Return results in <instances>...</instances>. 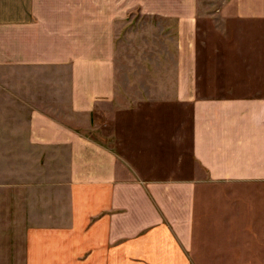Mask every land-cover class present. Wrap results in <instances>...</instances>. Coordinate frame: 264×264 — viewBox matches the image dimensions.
<instances>
[{"label":"crops","instance_id":"0c3cea01","mask_svg":"<svg viewBox=\"0 0 264 264\" xmlns=\"http://www.w3.org/2000/svg\"><path fill=\"white\" fill-rule=\"evenodd\" d=\"M0 4V68L18 74L0 75L1 84L33 89L34 77L19 69L66 66L73 115L93 119L108 104L124 122V137L106 145L49 117L30 90L2 94L0 109L2 99L17 100L25 113L10 144L24 264H197L194 248H215L220 228L245 226L248 241L264 240V0L204 12L229 20L215 28L200 25L197 0ZM139 18L150 26L136 28L146 21ZM213 31L220 41L206 39ZM128 36L162 45L161 72L130 75L124 86L116 53ZM214 80L219 95L199 94Z\"/></svg>","mask_w":264,"mask_h":264},{"label":"rangeland","instance_id":"374dc122","mask_svg":"<svg viewBox=\"0 0 264 264\" xmlns=\"http://www.w3.org/2000/svg\"><path fill=\"white\" fill-rule=\"evenodd\" d=\"M227 0H197L198 12L202 13L204 20L200 19V25L203 24L209 28H215L220 26H228L224 17L208 15L205 16L204 12H215L223 10L222 6ZM1 6V4H0ZM9 10V9H8ZM204 13V14H203ZM133 20L138 18V14L135 12L132 16ZM145 19V23L136 28H143L150 26L149 18H139L138 21ZM137 21V22H138ZM235 22V21H234ZM246 26V24H244ZM134 26V24H133ZM233 26H243L240 23L233 24ZM210 35L206 36L209 42L215 43L220 41V34L216 31L209 32ZM218 35V36H217ZM127 41L121 37L119 47L116 55V74L118 81L121 85L127 86L128 82L126 77L135 75L142 81L148 77L153 69H157V72H161V68L157 63V49L162 48V45H139L135 43L131 36L127 37ZM201 41V40H199ZM141 44V39L139 40ZM202 48H205L207 59L204 55V70L209 66V50L206 49L204 43ZM150 48H152L150 50ZM156 49V50H155ZM219 55V52L216 53ZM211 57V56H210ZM213 61L215 59L211 57ZM149 60L151 63H148ZM219 61V60H218ZM24 74H30L34 77L33 89L29 88L26 83L16 82V84L8 85V83H0V98L2 94L8 95V98H13L11 92H27L30 90L35 93V103L40 110H43L49 117H53L63 123H66L70 127H73L77 133L94 139L98 142L109 143L112 146L117 145L118 139L116 135L122 136V130L120 127L123 125V121L118 122L117 116L112 112L109 113V105L104 104L102 108L95 110V114L92 117H81L79 115H73L69 108V68L66 66H43L28 68L25 70L19 69ZM234 73V72H232ZM0 75H14L17 76V68H0ZM235 79V77H231ZM16 81H19L17 79ZM139 82L138 80H136ZM140 83V82H139ZM139 83H135L137 90ZM235 82L226 81L225 91L229 88H235ZM10 84V83H9ZM201 84V83H199ZM14 86V88L12 87ZM142 85V84H141ZM151 85H154L153 83ZM205 92H200L201 95H219L215 93L216 87H221L219 81L206 83ZM135 86V88H136ZM203 87V86H202ZM220 92V91H219ZM221 93V92H220ZM20 100V99H19ZM1 101V99H0ZM16 101V102H15ZM22 102V100H20ZM24 102L27 100H23ZM2 102L7 105L0 109V264H24V228L19 225V221H22V215L15 220L13 210V193H16V188H11L12 176L17 172V155L12 154L10 144L15 135L12 133L17 128L18 117L25 114L21 107L17 108V100L2 99ZM12 102V103H11ZM23 103V102H22ZM26 103V102H25ZM18 111V112H17ZM17 112V113H16ZM20 112V115L17 114ZM92 116V114H91ZM122 117V116H121ZM130 119H127L128 124H131ZM117 123H119L117 125ZM6 139L8 143H5ZM130 139V138H129ZM116 148V147H115ZM15 150V149H14ZM16 160L13 164L12 160ZM6 187H8L6 189ZM5 188V189H4ZM22 212V211H21ZM231 226L232 223L228 222ZM242 231L236 232L229 227L219 229L216 233L218 242L214 243L215 248H211V244L200 243V245L194 248L195 259L197 264H264V240L255 244L248 241L250 239V228L245 226L240 227ZM237 251V253H233ZM227 253H233L230 258H222ZM205 254H213L215 258L205 256ZM260 255V257H259ZM255 256H258L256 259Z\"/></svg>","mask_w":264,"mask_h":264}]
</instances>
